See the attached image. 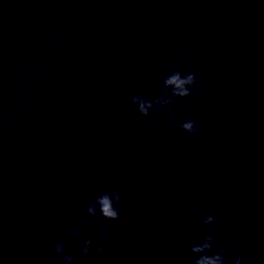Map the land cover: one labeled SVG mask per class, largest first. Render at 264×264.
Masks as SVG:
<instances>
[{
    "label": "water",
    "instance_id": "water-1",
    "mask_svg": "<svg viewBox=\"0 0 264 264\" xmlns=\"http://www.w3.org/2000/svg\"><path fill=\"white\" fill-rule=\"evenodd\" d=\"M177 70L202 91L142 116ZM208 235L264 264V0H0V264H194Z\"/></svg>",
    "mask_w": 264,
    "mask_h": 264
},
{
    "label": "clouds",
    "instance_id": "clouds-1",
    "mask_svg": "<svg viewBox=\"0 0 264 264\" xmlns=\"http://www.w3.org/2000/svg\"><path fill=\"white\" fill-rule=\"evenodd\" d=\"M19 5L17 4V7ZM195 88L197 94L202 91L200 86V82L197 80L194 73H188L186 75L181 74L179 70L174 71L171 75L165 77L162 90L166 94L169 89L171 90V97L167 95H162L157 98L154 102L150 100H145L141 96H133L131 97L132 103L138 105V112L147 117L149 115V110L151 109L153 112H159L160 106H164L168 108V112L171 114L170 119L175 120L176 116L173 113L170 105L174 103L173 98H186L192 94V89ZM180 127L188 133L194 134L196 132L197 122L194 120H188L180 125ZM121 201V196L118 192H113L111 194L105 193L96 197L94 203H89L87 207V212L90 216H95L97 213V205H99V210L102 216L106 220L116 221L120 219V213L114 204H119ZM213 223H218L214 220V217L211 215L206 216L203 219V225H211ZM73 236H79L80 231L76 229L72 233ZM103 235L105 237L108 236L107 229L104 230ZM92 239L89 238L84 242L83 247L81 248L82 256L91 255H104L105 254V246L104 244H100L94 250L92 249ZM214 248L213 237L208 235L204 238L203 242L190 246V252L193 254H198V258L195 260L194 264H225V256L224 253L227 252V249L221 248L217 250L214 255H208L207 253L211 252ZM90 249L92 251L90 252ZM54 252L57 256L62 260L63 264H73V257L68 255L65 252L64 246L61 243H57L54 245ZM242 257L237 258L235 264H241Z\"/></svg>",
    "mask_w": 264,
    "mask_h": 264
}]
</instances>
